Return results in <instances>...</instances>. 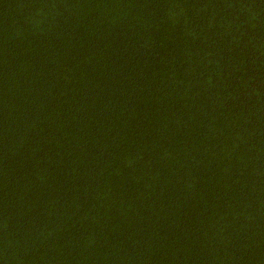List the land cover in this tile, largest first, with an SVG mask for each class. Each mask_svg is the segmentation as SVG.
I'll use <instances>...</instances> for the list:
<instances>
[{
    "label": "trees",
    "instance_id": "trees-1",
    "mask_svg": "<svg viewBox=\"0 0 264 264\" xmlns=\"http://www.w3.org/2000/svg\"><path fill=\"white\" fill-rule=\"evenodd\" d=\"M0 264H264V0H0Z\"/></svg>",
    "mask_w": 264,
    "mask_h": 264
}]
</instances>
